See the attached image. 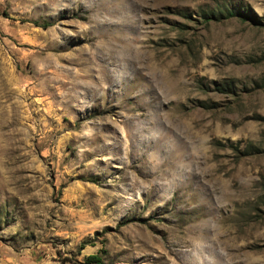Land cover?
<instances>
[{
	"label": "rangeland",
	"instance_id": "obj_1",
	"mask_svg": "<svg viewBox=\"0 0 264 264\" xmlns=\"http://www.w3.org/2000/svg\"><path fill=\"white\" fill-rule=\"evenodd\" d=\"M91 254L264 264V0H0V264Z\"/></svg>",
	"mask_w": 264,
	"mask_h": 264
},
{
	"label": "trees",
	"instance_id": "obj_2",
	"mask_svg": "<svg viewBox=\"0 0 264 264\" xmlns=\"http://www.w3.org/2000/svg\"><path fill=\"white\" fill-rule=\"evenodd\" d=\"M233 13H235V12H233ZM238 15L243 16L242 13H239ZM34 23L36 25L42 26L44 28H47V27H49L51 25L50 22H44L42 24H39L37 21H34ZM83 264H103V260H102V258L99 255L91 254V255L86 256L85 261L83 262Z\"/></svg>",
	"mask_w": 264,
	"mask_h": 264
}]
</instances>
